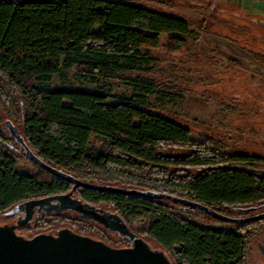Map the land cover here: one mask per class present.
I'll list each match as a JSON object with an SVG mask.
<instances>
[{
  "label": "trees",
  "instance_id": "1",
  "mask_svg": "<svg viewBox=\"0 0 264 264\" xmlns=\"http://www.w3.org/2000/svg\"><path fill=\"white\" fill-rule=\"evenodd\" d=\"M162 33L190 29L182 17L135 3L0 0V213L70 187L37 166L19 170L20 146L6 119L37 156L83 181L166 192L232 216L248 214L239 208L249 206L253 213L264 210V156L228 152L211 136L192 139L184 124L126 96L111 100L98 89L45 87L73 68L86 81L117 79L152 93L155 82L140 72L148 71L149 50ZM92 140L99 147L92 148ZM80 193L110 204L128 223L144 221L143 233L171 264H246L248 239L264 221L211 227L186 216L206 214L168 200Z\"/></svg>",
  "mask_w": 264,
  "mask_h": 264
},
{
  "label": "rangeland",
  "instance_id": "2",
  "mask_svg": "<svg viewBox=\"0 0 264 264\" xmlns=\"http://www.w3.org/2000/svg\"><path fill=\"white\" fill-rule=\"evenodd\" d=\"M176 1L179 8L167 14L184 18L190 33H162L159 46L149 50L153 61L147 65L148 71L140 74L155 82L152 93L134 90L117 79L86 81L73 68L53 77L45 87L98 89L111 100L114 96H126L184 124L192 139L211 136L221 140L228 152L264 156V9L244 12L236 7L235 0H201V6ZM174 37H180L182 42L177 45ZM91 147H99V142L92 140ZM18 148L19 170L35 171L36 166ZM104 205L115 211L110 204ZM186 216L206 226L228 225L199 213ZM5 221L7 218L0 213V224ZM129 225L154 248L155 244L143 233L144 221ZM64 226L121 245L111 232L91 222L80 223L70 212L47 213L39 223H29L18 234L30 236ZM262 249L264 221L248 239L246 264H264Z\"/></svg>",
  "mask_w": 264,
  "mask_h": 264
},
{
  "label": "water",
  "instance_id": "3",
  "mask_svg": "<svg viewBox=\"0 0 264 264\" xmlns=\"http://www.w3.org/2000/svg\"><path fill=\"white\" fill-rule=\"evenodd\" d=\"M4 125L11 138L22 148L27 160L49 174L73 184L72 189L82 187L149 199H164L178 204L186 212L199 211L222 223L245 224L264 220V210L253 213L254 207L251 206L239 208L240 211L248 214L232 216L196 200L166 192L121 188L83 181L37 156L26 144L11 120L6 119ZM41 201L44 203H40L38 199L18 202L4 211L2 215L5 218L13 217L35 203L40 205L38 212L41 209L45 211L75 210L80 217L98 221L111 230L125 234L129 242L134 241V233L118 213L105 211L101 207L82 202L73 197L71 193L51 194ZM31 218L32 213L29 212L21 220H18L17 226L0 225V264H171L162 251L151 247L146 241L135 242L133 248H115L100 240L68 230H61L59 237L55 239L44 234H38L31 238L19 235L15 228L25 225ZM262 253H264V249H262Z\"/></svg>",
  "mask_w": 264,
  "mask_h": 264
},
{
  "label": "flooded vegetation",
  "instance_id": "4",
  "mask_svg": "<svg viewBox=\"0 0 264 264\" xmlns=\"http://www.w3.org/2000/svg\"><path fill=\"white\" fill-rule=\"evenodd\" d=\"M68 184L70 186L69 188H67L65 191L58 192V193H71V195L73 197H76V198L80 199L82 202H88V203L93 204V205H95L97 207H101L105 211L115 212V211L106 209L103 202H92V201H89V200H86L85 198H83L80 192L84 188H82V187H76L75 189H72L73 184H71V183H68ZM58 193H54V194H58ZM44 197H46V196H41V197H39L37 199H38V201H40V203H44L43 201H41ZM38 208H40V205L38 203H35L33 206L27 207L26 210H24V211L16 214L15 216L10 217V218H7V221L1 223L0 225H2V226H4V225H7V226H17L18 220H21L23 217H25L27 215V213L31 212L32 213V218L29 219L25 225H21V226H18V227L15 228L16 232L18 233V231L21 228L22 229L23 228L25 229L29 223H39L41 217L43 215L47 214V213L48 214H51V213L70 212V213H73L76 216L77 221L80 222V223L86 224L87 222H91L92 224L94 223L96 225H99V226L103 227L104 229H106L107 231L111 232L121 242V245L120 246L112 245L111 243H109L107 241H104L103 239L96 238V237H93V236L88 235V234H84V233H80V232L74 231L71 228L65 227V226L64 227H60V228H49V229H47L45 231H42V230L41 231H37L33 235H30V236H25V235H22V236L27 237V238H31V237H33L35 235H38V234H44V235H47V236L52 237V238L55 239V238H58L59 237V235H60L59 233H60L61 230H68L69 232H72V233H76V234H79V235H82V236H88V237H91V238L100 240V241L106 243L107 245H109L111 247H115V248H133L135 246V242L146 241L141 235H139L137 232H135L134 230H132V228L130 227V225L127 222V220L124 217H122L121 215L120 216L123 218L124 222H126L127 226L134 233V241L133 242H129L127 240V236L125 234H122L119 231L111 230V229L105 227L102 223H100L98 221L80 217L79 214H78V212L75 211V210L45 211V210L41 209L38 212Z\"/></svg>",
  "mask_w": 264,
  "mask_h": 264
},
{
  "label": "crops",
  "instance_id": "5",
  "mask_svg": "<svg viewBox=\"0 0 264 264\" xmlns=\"http://www.w3.org/2000/svg\"><path fill=\"white\" fill-rule=\"evenodd\" d=\"M113 1H121V2H128V3H135L152 10L159 11L160 9L162 13L172 12L173 9L179 8V3L177 1L171 0H113ZM189 5L192 6H201V0H186ZM236 7L242 11H249L250 9H264V0H235ZM159 9V10H158ZM179 14V13H178Z\"/></svg>",
  "mask_w": 264,
  "mask_h": 264
}]
</instances>
